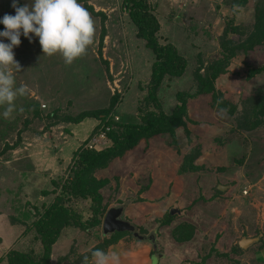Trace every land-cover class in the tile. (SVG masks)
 Listing matches in <instances>:
<instances>
[{
  "label": "rangeland",
  "instance_id": "rangeland-1",
  "mask_svg": "<svg viewBox=\"0 0 264 264\" xmlns=\"http://www.w3.org/2000/svg\"><path fill=\"white\" fill-rule=\"evenodd\" d=\"M78 2L95 25L85 55L66 66L59 55L43 56L37 38L29 43L23 36L13 50L21 69L14 71L16 85L27 92L16 98L8 119L0 117V264L14 249L42 250L32 224L53 198L43 194L53 188L51 180L67 177V164L55 155L57 140L73 135L78 124L70 119L107 108L119 95L112 113L121 122L140 121L136 108L153 53L138 37L124 0ZM255 2L234 14L225 0H149L161 24L160 42L175 44L189 63L182 77L167 79L159 92L167 113L178 92L187 94L184 124L173 134L141 139L96 176L109 180L100 189L104 217L125 204V219L142 235L155 233L157 250L133 234L110 240L103 217L93 228H66L51 264H82L97 248L115 253L119 264H264V44L253 39L237 49L226 72L203 91L196 79L221 57L227 20L253 25ZM4 14H14L11 0H0ZM90 203L79 199L73 206L87 219ZM173 208L180 212L166 222ZM257 235L260 242L239 248L243 237Z\"/></svg>",
  "mask_w": 264,
  "mask_h": 264
},
{
  "label": "trees",
  "instance_id": "trees-1",
  "mask_svg": "<svg viewBox=\"0 0 264 264\" xmlns=\"http://www.w3.org/2000/svg\"><path fill=\"white\" fill-rule=\"evenodd\" d=\"M256 1V15L252 26L245 27L242 24H236L234 19L225 22L220 42L221 57L213 61L206 77L196 76L200 91L210 87L218 76L226 72L232 58L236 55L237 49L250 44L253 39L264 44V3H262L263 0ZM249 2L250 0H225V4L230 6L234 14L248 5ZM123 4L128 11L130 20L137 28L138 37L144 40L146 47L154 55L149 81L144 88L146 93L136 108L140 121H119L117 123L110 121L111 129L107 132V138L110 142L108 146L102 149H90L81 146L74 152L72 161L65 170L67 177H55L51 180L53 188L43 191L45 196L53 195L52 200L44 204L42 210L35 208L38 210L36 213L38 217L33 221L32 228L41 245V252L11 250L6 256L7 264H51L53 246L66 228L89 229L101 225L105 210L103 209V197L100 189L108 184L109 180L98 178L96 173L107 168L116 158L122 157L141 139H150L158 133L173 134L176 129L184 124L183 119L187 114V94L182 91L178 92L176 95L178 103L171 112L167 113L164 110L159 92L167 79L180 78L185 74L189 64L187 58L179 52L175 44L160 42L161 24L153 13L149 0H124ZM235 34L240 35L239 41L232 39V35ZM118 99L119 95H115L112 97L109 107L81 112L76 117L71 118L70 121L79 123L89 117L99 119L101 123H98L92 131L90 136L92 137L100 130L105 118L112 113ZM87 142L85 141V143ZM194 154L197 155L198 152ZM79 199L91 202V215L87 219L73 206V201ZM172 215L174 214H167L166 222L173 217ZM187 232L188 235L185 238H191L193 233ZM125 233L132 235L130 232H115L109 234V239L116 240ZM182 233H179V238ZM254 237L257 238V241L251 245L260 242L262 235ZM239 248L242 249L240 245ZM153 250L156 251L157 247H153Z\"/></svg>",
  "mask_w": 264,
  "mask_h": 264
},
{
  "label": "clouds",
  "instance_id": "clouds-1",
  "mask_svg": "<svg viewBox=\"0 0 264 264\" xmlns=\"http://www.w3.org/2000/svg\"><path fill=\"white\" fill-rule=\"evenodd\" d=\"M11 8L14 14L0 16V117L4 119L13 113L16 98L27 92L23 84L16 85L14 76V71L21 70L13 51L20 46L21 36L29 43L37 38L43 56L59 55L69 66L86 54L95 35L94 21L78 0H28L24 4L11 0ZM82 264L119 261L115 253L97 248L91 251L90 258L83 257Z\"/></svg>",
  "mask_w": 264,
  "mask_h": 264
},
{
  "label": "crops",
  "instance_id": "crops-1",
  "mask_svg": "<svg viewBox=\"0 0 264 264\" xmlns=\"http://www.w3.org/2000/svg\"><path fill=\"white\" fill-rule=\"evenodd\" d=\"M98 123L96 119L95 121L92 119H87L81 123L73 124V135L64 134L59 140H57L56 148L58 154L56 153V158L60 157L61 163L67 164V166H69L72 161L74 152L77 151L81 146L85 145V141H88L87 143L93 141L94 136H92V138L90 136ZM98 139L101 140V142H98ZM95 142V144L97 145V149H102L110 144L108 138H96Z\"/></svg>",
  "mask_w": 264,
  "mask_h": 264
},
{
  "label": "water",
  "instance_id": "water-1",
  "mask_svg": "<svg viewBox=\"0 0 264 264\" xmlns=\"http://www.w3.org/2000/svg\"><path fill=\"white\" fill-rule=\"evenodd\" d=\"M222 187L223 186L220 185L219 189L220 190L225 189L224 187L223 188ZM125 209H126V206L125 204H123V205L113 206L107 211L104 217V221H103V234L109 235L115 232H130L133 234V236L136 239L147 241L151 243L153 247H157L155 233L149 236L140 234L139 231H137V227L133 223H131L129 220L125 219L124 217ZM177 212L179 213L180 211L175 208L171 209L170 211L171 214H175ZM255 241H257L256 237H252V238L243 237L239 241V245L242 248H245L247 245L252 244Z\"/></svg>",
  "mask_w": 264,
  "mask_h": 264
},
{
  "label": "built area",
  "instance_id": "built-area-1",
  "mask_svg": "<svg viewBox=\"0 0 264 264\" xmlns=\"http://www.w3.org/2000/svg\"><path fill=\"white\" fill-rule=\"evenodd\" d=\"M110 121H113L115 123L120 121V116L114 113H111L109 116L105 118V122L102 123V126L98 132L94 134L93 141L90 143H87L84 147L90 148V149H97V145L95 144V139H106L107 138V132L111 129V126L109 125ZM99 123H101L99 121ZM92 138V137H91Z\"/></svg>",
  "mask_w": 264,
  "mask_h": 264
}]
</instances>
